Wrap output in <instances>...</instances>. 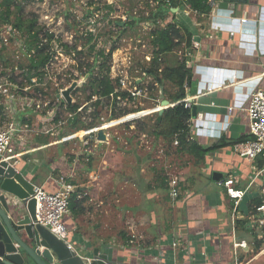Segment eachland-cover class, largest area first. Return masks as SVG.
Instances as JSON below:
<instances>
[{
    "label": "crops",
    "instance_id": "crops-1",
    "mask_svg": "<svg viewBox=\"0 0 264 264\" xmlns=\"http://www.w3.org/2000/svg\"><path fill=\"white\" fill-rule=\"evenodd\" d=\"M175 22L193 36L185 58L192 78L188 89L196 93L201 81L212 82L232 70L243 78L202 96L193 107V116L227 123L220 138L192 137L199 147L209 149L204 156L174 146L177 134L171 143L148 134L143 123L121 122L147 112L105 123L104 139L99 138L103 124L80 131L84 138H61L54 123L46 124L50 120L39 117L37 123L31 116L36 130L48 132L19 147L23 155L17 164L34 185L48 192L57 191L60 182L75 187L77 207L70 208L64 224L67 241L77 251L98 248L117 264H264V239L259 238L264 228L251 226L256 203H264V178L255 179L254 164L233 148L240 139H252L247 114L239 108L246 106L253 91H264V0L229 3L206 14L179 4L159 18L161 28ZM165 90L160 86L161 101L169 100L170 108L178 105L171 100L177 88ZM230 106L237 108L232 115ZM256 165L262 168L264 158ZM172 171L182 178L177 202L168 192ZM232 174L237 188L246 191L238 207L219 185Z\"/></svg>",
    "mask_w": 264,
    "mask_h": 264
},
{
    "label": "rangeland",
    "instance_id": "rangeland-1",
    "mask_svg": "<svg viewBox=\"0 0 264 264\" xmlns=\"http://www.w3.org/2000/svg\"><path fill=\"white\" fill-rule=\"evenodd\" d=\"M161 2L162 0H0V14H5L9 9L11 26L15 27L14 23H18V19H23L28 24L36 18L35 31L39 32L36 46L43 43L51 47L47 52L51 55L49 63H53L48 68L46 84L43 88L32 91L42 106L43 103L46 104L38 117L42 116L45 120L47 113L54 110L53 117H46L45 121L50 120L47 125L54 123L57 126L56 137L79 134L80 131L112 122L121 113L130 112L131 115L136 110L147 114L129 120H123L127 117L123 116L116 120L130 123L138 121L139 125L155 122L161 102L160 86L154 84L155 77L149 75L147 70L155 65L153 39L160 29ZM108 6L112 7L111 11ZM20 32L23 38L30 39L29 33ZM187 47L183 45L173 53L164 55L162 60L159 59L157 62L161 69L174 67L188 58ZM29 58L27 52L19 48L18 42L1 44L0 72L23 85L24 77L20 76L27 70ZM106 61L113 77L125 80L128 89L134 91L137 88L143 93L132 97L133 99L111 98L101 103L96 97L89 100L93 93L90 65L96 67L97 73L100 64ZM75 83L69 103L63 94ZM166 86L167 90H174L171 83ZM69 104L78 105L79 108L71 111ZM37 141L39 144L42 142L40 137ZM155 160L162 162L163 158Z\"/></svg>",
    "mask_w": 264,
    "mask_h": 264
},
{
    "label": "built area",
    "instance_id": "built-area-1",
    "mask_svg": "<svg viewBox=\"0 0 264 264\" xmlns=\"http://www.w3.org/2000/svg\"><path fill=\"white\" fill-rule=\"evenodd\" d=\"M177 2L178 4L187 6L189 0H177ZM222 3L223 0L208 1L211 10L221 8ZM164 4L167 8H171V12L176 8L172 0H164ZM26 39L13 26L9 24L0 25V45L11 44L12 41L18 42L19 48L26 51L27 56L31 58L34 50L28 52ZM44 46L43 43L37 45L38 48ZM51 62H48L46 67L37 72L36 75L33 73L30 78L26 77V75H21L20 77H24L23 85L12 81L10 77L7 78L5 74L0 72V157L4 160L18 163L16 160L23 155L19 147L27 146L31 137L48 132V130L44 132L36 130V125H34V121L31 119V116H33L37 119L36 121L38 123V115L41 113V108L44 105L46 106L44 103L42 106V103L37 99L32 90L35 91V89L37 90L45 86L46 80L49 77L48 68L53 63ZM18 69L16 68V70ZM207 71L210 72L213 69L208 68ZM242 80L243 78L239 72L232 70L222 76V78L212 80V82L205 83L201 81L196 93L190 88L187 89L186 97L179 101V104H183L184 108L191 112L192 117L188 121L190 140H192L193 136L200 135L214 138L221 137L220 132L226 129L227 123H225L226 125H219L217 119L207 120L202 117V114L193 116V107L198 106V101L202 96L235 86L241 83ZM120 85L121 89L129 94L128 98L130 99H133L132 97H138L143 93V91L140 92L137 88H134V91L128 89L125 80L120 79ZM160 109H162L161 106L157 109V113ZM236 109L233 106L228 107L229 115H232ZM239 110L247 114L252 139L235 144L233 146L234 152L241 158L254 164L255 179L264 178V165L262 168H257L256 165L259 158H264V91L262 89L253 91L249 96L246 106L239 108ZM54 114L55 112L53 110L48 112L46 117H53ZM81 134L84 135L79 136ZM75 136L76 138H84L85 133L80 132ZM173 145L178 147L179 141L176 139ZM160 153H165V150H160ZM181 179L180 175L175 171L168 173V192L172 202H177L182 196ZM237 181V176L232 174L219 183L220 186L226 189L227 195L234 201L235 207H238L246 194V191L237 188ZM58 184L60 187L55 192H48L44 187L34 185V194L32 197L37 202V222L67 241L69 232L64 224V218L70 211L71 197L75 191V187L65 182ZM251 222L252 227L264 228V203L256 207V212ZM259 238L264 239V236H260ZM68 244L70 248H74L71 243L68 242ZM241 245L245 246V243Z\"/></svg>",
    "mask_w": 264,
    "mask_h": 264
},
{
    "label": "trees",
    "instance_id": "trees-1",
    "mask_svg": "<svg viewBox=\"0 0 264 264\" xmlns=\"http://www.w3.org/2000/svg\"><path fill=\"white\" fill-rule=\"evenodd\" d=\"M209 0H189L188 5L199 12L200 14H206L211 11L210 6L208 5ZM173 5L177 7L179 4L177 0H172ZM162 7L161 12L159 13L160 18H166L168 13H171V8H167L164 4V0H162ZM109 11H111L112 7H107ZM11 13L9 9L5 11V14L0 15V23L1 24H9L11 23ZM17 30L24 31L26 34L29 33L30 39L27 38V50L28 52H32L33 50L35 53L29 59V65H27V71L24 72L26 77L30 78L31 75L34 73L39 72L43 69L47 63L51 59V55L47 52L49 50V46H44L42 48H38L36 46V41L38 40V31H35L37 26L36 18L30 21L28 24L23 21V19H18V23H14ZM186 42L187 46L190 47L193 42V36L182 27L178 23H170L165 28H161L156 32L153 39V46L155 48V65L152 66L147 73L149 75H154L155 82L154 84L158 86L166 87L167 90V83H171L174 87L177 88L176 94L171 98L172 102H178L183 100L186 97V92L188 87L191 84V71L186 66V60L177 63L174 67H164L161 69L160 63L157 61L167 54L173 53L176 49L180 48L182 44ZM103 56V53H101ZM106 57V56H105ZM107 60V57L105 58ZM90 77H92V88L93 93L89 96V100L96 97L98 102L101 101H109L112 98L122 97L124 99L128 98V93L121 89L120 85V78L113 77L111 67L109 66L108 62H104V64H100L99 71L96 73V67L90 65ZM159 70L161 72L159 73ZM96 73V76H94ZM79 108L78 105H71L69 104V109L71 111H75ZM140 112L139 110L134 111L133 113ZM130 112H124L123 114L117 116L116 118H120L123 116L129 115ZM191 112L190 110H186L183 104H178L172 108H169L165 111L162 121L157 122V119L152 124L144 123L148 126L146 132L151 135H155L157 137H163L165 140H172L173 137L177 134L179 139V150L182 152L187 153H199L201 156H204L208 151L204 148L199 147V145L195 142H192L190 137V129L188 121L191 119ZM58 117L55 119L57 122ZM246 141V139H240L239 142ZM77 200L75 196L72 195L70 208L75 209L77 207ZM262 201L258 200L256 203L257 206L261 205Z\"/></svg>",
    "mask_w": 264,
    "mask_h": 264
},
{
    "label": "water",
    "instance_id": "water-1",
    "mask_svg": "<svg viewBox=\"0 0 264 264\" xmlns=\"http://www.w3.org/2000/svg\"><path fill=\"white\" fill-rule=\"evenodd\" d=\"M246 0H223L220 7ZM71 88L64 97L71 103ZM157 122L171 103L161 101ZM104 132L99 138L104 139ZM34 184L15 162L0 157V264H117L100 249L77 251L68 242L37 222Z\"/></svg>",
    "mask_w": 264,
    "mask_h": 264
},
{
    "label": "bare ground",
    "instance_id": "bare-ground-1",
    "mask_svg": "<svg viewBox=\"0 0 264 264\" xmlns=\"http://www.w3.org/2000/svg\"><path fill=\"white\" fill-rule=\"evenodd\" d=\"M105 127H106V124L104 123L103 125H101V126L99 127V130L102 131V129H104Z\"/></svg>",
    "mask_w": 264,
    "mask_h": 264
}]
</instances>
